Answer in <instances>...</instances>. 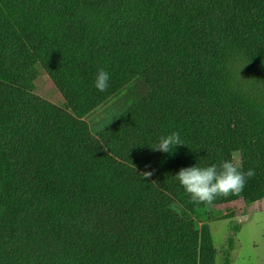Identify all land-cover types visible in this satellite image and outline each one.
I'll list each match as a JSON object with an SVG mask.
<instances>
[{
    "label": "trees",
    "instance_id": "16d2710c",
    "mask_svg": "<svg viewBox=\"0 0 264 264\" xmlns=\"http://www.w3.org/2000/svg\"><path fill=\"white\" fill-rule=\"evenodd\" d=\"M233 158L255 175L211 205L174 176ZM263 195L264 0H0V264H213L196 217Z\"/></svg>",
    "mask_w": 264,
    "mask_h": 264
},
{
    "label": "rangeland",
    "instance_id": "374dc122",
    "mask_svg": "<svg viewBox=\"0 0 264 264\" xmlns=\"http://www.w3.org/2000/svg\"><path fill=\"white\" fill-rule=\"evenodd\" d=\"M34 93L66 107L63 99L37 64ZM120 94L115 95L84 117L93 134L100 132L121 111ZM196 220L209 228L214 250L213 264H264V195L251 202L237 201L220 206L217 214L201 212Z\"/></svg>",
    "mask_w": 264,
    "mask_h": 264
},
{
    "label": "clouds",
    "instance_id": "9594fccd",
    "mask_svg": "<svg viewBox=\"0 0 264 264\" xmlns=\"http://www.w3.org/2000/svg\"><path fill=\"white\" fill-rule=\"evenodd\" d=\"M110 75L100 69L95 77L94 85L98 91H106L109 87ZM185 144L179 132L174 131L161 136L154 145H149L154 151L171 154L177 145ZM255 175L254 170H243L242 161L233 158L222 161L219 166L211 164L199 167L181 168L174 176L179 184L189 194L196 204L211 205L219 197L239 195L247 181ZM151 176L150 172L143 173L144 179Z\"/></svg>",
    "mask_w": 264,
    "mask_h": 264
}]
</instances>
